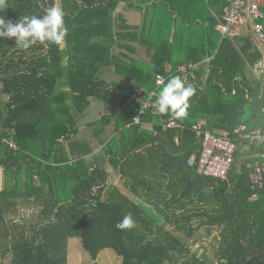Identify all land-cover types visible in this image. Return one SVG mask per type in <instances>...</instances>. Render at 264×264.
Masks as SVG:
<instances>
[{
    "label": "trees",
    "instance_id": "trees-1",
    "mask_svg": "<svg viewBox=\"0 0 264 264\" xmlns=\"http://www.w3.org/2000/svg\"><path fill=\"white\" fill-rule=\"evenodd\" d=\"M57 2L67 28L60 45L23 50L15 38L0 39L3 137L17 148L0 144V257L67 264V240L78 238L92 261L110 249L119 264H264V198L251 199L248 167L263 161L261 148L236 142L226 180L188 165L201 149L190 130L196 122L215 134L240 124L264 131V76L245 72L261 52L248 30L224 39L215 30L227 1L7 0L0 16L15 23ZM131 11L140 20L129 23ZM187 64L197 69L184 80L176 69ZM156 75L195 89L188 115L160 117L154 106L133 125L146 94L125 100L136 87L152 91ZM94 103L101 106L85 126L101 146L95 155L77 136V119ZM168 118L184 129H164ZM106 165L157 220L110 182ZM28 209L37 213L26 226L15 219ZM128 213L136 226L117 229ZM213 231L206 255L201 240Z\"/></svg>",
    "mask_w": 264,
    "mask_h": 264
},
{
    "label": "built area",
    "instance_id": "built-area-1",
    "mask_svg": "<svg viewBox=\"0 0 264 264\" xmlns=\"http://www.w3.org/2000/svg\"><path fill=\"white\" fill-rule=\"evenodd\" d=\"M227 4L222 9V21L215 26L218 36L221 39L234 38L248 30L252 36L257 48L261 52V57L257 64L264 69V0H226ZM197 69L195 64L180 65L176 72L187 76L190 72ZM166 78L161 75L155 77V88L146 92L141 87H136L127 96L125 103L127 105L138 103L146 94V99L142 103L137 114L132 118L133 125H141L140 117L146 111L155 106L154 100L158 97V90L165 83ZM160 114L159 116H163ZM184 129V126L168 118L164 129ZM191 132L200 141V151L198 156H192L188 165L196 167L199 175L226 180L227 173L233 161V155L236 150V142L245 143V149L255 146L260 147L261 151L256 154V158L264 161V131L261 129H249L246 125L240 124L229 131L212 133L204 127L202 122H196L190 126ZM58 143H64V139L57 140ZM0 144L7 145L9 149L16 150V144L12 138H0ZM256 161L248 167L251 169V199L264 198V162Z\"/></svg>",
    "mask_w": 264,
    "mask_h": 264
},
{
    "label": "clouds",
    "instance_id": "clouds-1",
    "mask_svg": "<svg viewBox=\"0 0 264 264\" xmlns=\"http://www.w3.org/2000/svg\"><path fill=\"white\" fill-rule=\"evenodd\" d=\"M6 8L7 0H0V12ZM66 35L64 12L55 5L47 8L42 16H24L15 23L0 16V39L15 38V45L23 50H28L37 43L60 45ZM194 93L193 87L185 86L180 77L173 76L160 88L155 110L160 114H169L177 120L186 118L190 108L189 101ZM135 226L136 222L131 213L124 215L116 224V228L120 230Z\"/></svg>",
    "mask_w": 264,
    "mask_h": 264
},
{
    "label": "rangeland",
    "instance_id": "rangeland-1",
    "mask_svg": "<svg viewBox=\"0 0 264 264\" xmlns=\"http://www.w3.org/2000/svg\"><path fill=\"white\" fill-rule=\"evenodd\" d=\"M58 7V2H57ZM119 10V9H118ZM125 17L128 18V22L140 20V14L137 12H128L125 14ZM100 103H94L92 107L88 110V112L85 114L84 118L80 117L78 118V123L80 125L78 138L89 142L91 141L93 127L85 126L86 122L94 121L95 114L97 113V109L100 107ZM91 147L93 151H95L96 154H98L101 149V146L96 144V142L91 143ZM107 170H109L110 173V182H112L115 187L128 199H130L132 202H134L136 205H138L141 209H143L148 215L152 216L154 220H157L156 215L152 212L151 208L146 206L141 200L134 197L128 190H126L119 180H117L114 173L111 171L110 165H106ZM1 186H3L2 179H0ZM37 213V210L35 209H28V210H22L20 215L15 219L16 221L25 224L26 226L29 225V223L33 222V217ZM201 244L206 248L207 253L206 255H211L210 251L212 241H210V238L204 237L201 240ZM200 244H196L192 247L193 250H198V254H202L204 252V249L199 248ZM119 264L120 263V257H118L112 250L105 249L102 250L95 261H92L89 254L85 252L81 246L80 239L78 238H69L67 240V264ZM0 264H10V255H6L4 257H0Z\"/></svg>",
    "mask_w": 264,
    "mask_h": 264
},
{
    "label": "crops",
    "instance_id": "crops-1",
    "mask_svg": "<svg viewBox=\"0 0 264 264\" xmlns=\"http://www.w3.org/2000/svg\"><path fill=\"white\" fill-rule=\"evenodd\" d=\"M245 72L248 74L249 78L254 79V80H259L264 76V69L261 68L260 65L256 63L254 64H250L245 68ZM187 77V76H186ZM186 77H184V80L186 79ZM7 96L5 95H1L0 96V112L2 111V114H4L3 112V104L7 101ZM2 115H0V138L5 136L9 131L8 130H4L3 128V124L1 121ZM91 134V133H90ZM93 143V140L90 141V144ZM93 154L95 155V151H93ZM94 161V159L92 160V162ZM0 179H2V171L0 169ZM2 186H1V182H0V190H1ZM217 235L216 231H213L212 235L208 238H210V241H214L213 238L214 236ZM205 236H203L204 238Z\"/></svg>",
    "mask_w": 264,
    "mask_h": 264
},
{
    "label": "water",
    "instance_id": "water-1",
    "mask_svg": "<svg viewBox=\"0 0 264 264\" xmlns=\"http://www.w3.org/2000/svg\"><path fill=\"white\" fill-rule=\"evenodd\" d=\"M186 77V76H185Z\"/></svg>",
    "mask_w": 264,
    "mask_h": 264
}]
</instances>
